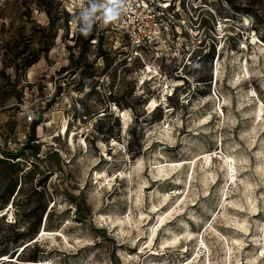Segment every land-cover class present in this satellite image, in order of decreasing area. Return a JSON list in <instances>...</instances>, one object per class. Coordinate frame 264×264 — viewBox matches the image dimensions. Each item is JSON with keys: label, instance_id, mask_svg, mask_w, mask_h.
Masks as SVG:
<instances>
[{"label": "rangeland", "instance_id": "1", "mask_svg": "<svg viewBox=\"0 0 264 264\" xmlns=\"http://www.w3.org/2000/svg\"><path fill=\"white\" fill-rule=\"evenodd\" d=\"M155 1L137 55L122 14L0 0V264H264V0Z\"/></svg>", "mask_w": 264, "mask_h": 264}, {"label": "built area", "instance_id": "2", "mask_svg": "<svg viewBox=\"0 0 264 264\" xmlns=\"http://www.w3.org/2000/svg\"><path fill=\"white\" fill-rule=\"evenodd\" d=\"M128 5V11L121 16L120 28L135 54L139 55L141 50L153 49L155 51L158 45H165L170 36L176 37L174 29L169 27V16H171L172 9L169 8V3L155 0H133ZM193 37H196V34ZM35 115L36 112L31 110L27 115V121H33Z\"/></svg>", "mask_w": 264, "mask_h": 264}, {"label": "clouds", "instance_id": "3", "mask_svg": "<svg viewBox=\"0 0 264 264\" xmlns=\"http://www.w3.org/2000/svg\"><path fill=\"white\" fill-rule=\"evenodd\" d=\"M128 8L127 0H86V6H82L74 17L73 27L87 36L97 20L105 25L114 23Z\"/></svg>", "mask_w": 264, "mask_h": 264}, {"label": "bare ground", "instance_id": "4", "mask_svg": "<svg viewBox=\"0 0 264 264\" xmlns=\"http://www.w3.org/2000/svg\"><path fill=\"white\" fill-rule=\"evenodd\" d=\"M144 72H145V74H146V75L144 76V78H145V77H148L149 75L152 76V75H155V74L158 73L156 70L153 71L152 68H149L148 71L145 70ZM151 76H150V77H151ZM154 106H155V101H152V103H151V107H154ZM259 110H260V109H259ZM72 135H73V134H72ZM73 136H74V135H73ZM73 136H70V137H69V140H70V141H73ZM40 231H41V230H40ZM45 232H48V231L44 228V229H43V234H45ZM38 233H39V232H38ZM41 233H42V232H41ZM5 256H6V255H3L2 257H5Z\"/></svg>", "mask_w": 264, "mask_h": 264}, {"label": "trees", "instance_id": "5", "mask_svg": "<svg viewBox=\"0 0 264 264\" xmlns=\"http://www.w3.org/2000/svg\"><path fill=\"white\" fill-rule=\"evenodd\" d=\"M27 145H33L35 148H38V146H37V145H34V144H29V143H27ZM34 154H37V149L35 150V152H33V155H34ZM11 155H14V154L11 153ZM25 237H28V236H27V235L24 236V237L22 236V237H20V239L25 238ZM20 239H18V240H13L12 243H18V242L20 241ZM28 246H29V245L24 246V249H23V250H25ZM5 251H6V250H4V249H0V258L3 256V254L5 253ZM32 259H35V257L32 256Z\"/></svg>", "mask_w": 264, "mask_h": 264}]
</instances>
